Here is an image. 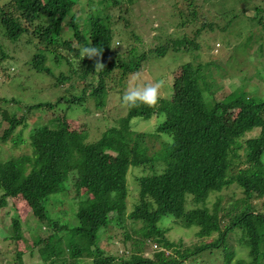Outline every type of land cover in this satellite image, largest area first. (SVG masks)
I'll return each instance as SVG.
<instances>
[{
	"label": "trees",
	"instance_id": "obj_1",
	"mask_svg": "<svg viewBox=\"0 0 264 264\" xmlns=\"http://www.w3.org/2000/svg\"><path fill=\"white\" fill-rule=\"evenodd\" d=\"M139 1H0V62L10 58V51L23 46L27 51L30 47L26 44H32L36 51L26 58V64L51 76L54 85L73 90L55 102L29 104L15 113L0 105V126L4 121L8 124L0 136L3 140L20 126L26 127L32 113L52 110L60 102L86 108L94 101L100 107L110 88L124 85L126 77L140 71L150 58L163 57L170 50L208 58L206 65L202 59L180 64L173 83H168V94L162 95L157 106L126 107L112 126L99 132L98 139L83 137L64 113L32 128V154L0 159V209L14 197L35 200L34 225L28 229L41 248L42 231L53 230L54 236L60 237L67 226L74 240L67 248L46 244L48 250L41 254L45 264H182L207 248L221 250L229 264L236 253L227 244L231 236L249 256V260L239 259V264H264V97L247 95L241 89L220 98L212 80L227 74V69L213 57L216 38L210 43L214 33L241 36L239 22L245 15L250 31L239 43L246 47L250 62L256 59L262 63L255 64L253 76L264 83V0H173L174 21L170 20V25L177 29L196 27L194 37L174 38L168 33L167 40L156 47L148 43L142 46L141 35L126 29L140 46L133 44L122 52L116 48L115 36L131 25L130 13ZM119 22L122 30L117 29ZM66 32L71 37L63 39ZM232 40L227 41V52L229 45L234 47ZM87 46L103 48L102 55L82 58L81 50ZM53 62L64 63L68 69L56 72ZM97 62L104 67L96 68ZM214 65L217 70L208 73L206 69ZM115 71L118 76L112 78ZM253 76L244 73L237 78L245 87L244 81ZM76 79L86 84L80 91L74 86ZM112 79L116 83L109 85ZM1 102L10 100L1 98ZM232 111L235 118L228 121ZM160 117L164 120L156 132H133L129 127L133 118L147 122ZM103 119L97 117L95 124ZM256 129L257 135L247 137ZM161 132L174 136V142H164ZM13 140L20 141L21 134ZM135 168L141 171L136 177L139 202L128 212V176ZM232 186L240 187L242 195L230 197L225 204L224 190ZM212 194L216 199L210 207ZM66 195L72 201L73 220H69L74 223L64 218L63 225L51 215L48 202L64 201ZM128 220L140 223L139 228H132L139 237L131 235ZM171 221L197 229L201 238L216 236L208 243L193 245L182 239L172 241L166 235ZM113 223L124 229V242L130 248L127 254L124 251L115 256L99 244L101 234ZM21 225L19 215L14 217L11 238H25ZM153 241L162 249L150 257L146 246ZM169 250L173 253L167 254Z\"/></svg>",
	"mask_w": 264,
	"mask_h": 264
},
{
	"label": "rangeland",
	"instance_id": "obj_2",
	"mask_svg": "<svg viewBox=\"0 0 264 264\" xmlns=\"http://www.w3.org/2000/svg\"><path fill=\"white\" fill-rule=\"evenodd\" d=\"M3 2V0H0ZM84 2V0H82ZM173 0H140L136 3L134 9L130 13L131 25L125 26V29L122 30V23H118L117 29L119 31V36H115L117 50L124 52V49L128 50L131 45L136 43V40L130 39L131 32H126V29L129 31H135L139 33L145 43L150 44L151 46H157L162 40H167V34H172V37L178 38V36L184 37L187 34L189 37H194L196 32V27H182L177 29L172 27L169 23L170 20L174 21L172 16L173 10ZM250 12V11H249ZM210 11L208 12V14ZM264 14V13H263ZM152 19L153 22L150 23ZM148 20V22H147ZM179 21V20H177ZM201 24V19L198 20V26ZM246 16H242L239 22V28L241 36L231 37L230 33L226 34H217L214 33L211 36V44H214V39L217 41L214 45L213 57L217 59L220 64V67L225 68L227 74L220 76L217 75L216 78L214 75H210L215 78L212 80L213 89L218 91V96H222L231 93L245 90L247 95H255L258 97H264V83H261L258 78L254 75L255 64L261 66V62L256 61V59L250 62L249 54L247 53L246 47L239 43L241 40L245 39L249 34V27ZM233 25L232 27H234ZM235 33H238L235 31ZM157 36H160L157 39ZM71 37L70 33H65L63 39H68ZM233 38L234 47L229 45V52H227L228 43L230 39ZM25 39L21 41L25 42ZM1 41V40H0ZM63 41L60 39V43ZM9 43V42H7ZM140 46L139 44H135ZM236 45V46H235ZM30 48L25 50V46L21 47L15 52L10 51V58L4 59L0 62V105L7 106L9 111L14 112L23 108V106L29 104H35L40 102H55L59 97H66L67 95L73 93V90L68 86H56L53 84V79L48 74L39 73L29 67L26 64V58L30 56V53L33 54L36 51V47L32 44ZM7 50V49H6ZM66 50L61 49V52ZM29 53V55H28ZM212 54V52H211ZM198 54H190L189 52L183 50H170L165 56L160 58H150L143 64V67L140 71L136 73L129 74L126 77V80L123 82L124 85H118V88H110V91L107 93V97L100 107L95 105L93 101L91 107H81L68 106V103L60 102L59 106L52 109L40 112L37 110L32 113L28 119V125L24 128L21 126L16 130V132L7 140L0 138V159H8L9 157H20L25 154L33 153V146L31 145V133L32 128L40 126L49 122L51 118L57 114L68 116V122L71 127L81 131L83 137L88 138L89 140L98 139L101 136L102 130L107 126H112L116 122V118L121 117L122 114L126 112V107L121 98L125 92V89L129 83L136 84H146V83H156L162 82V87L160 89L161 94H168V83L172 84L176 77V70L180 64L185 63L189 60L199 61L202 59V62L207 63L206 59L202 56H197ZM210 55V52H209ZM13 56H15L13 58ZM12 57V58H11ZM264 59V57H263ZM1 60V53H0ZM205 68H209L206 66ZM218 66L214 65L212 68L206 69L207 72L211 73V70H217ZM68 69V66L64 63L56 64L53 62V70L56 72H65ZM178 69V68H177ZM244 73L247 76H253L248 82L244 81L245 87L241 86L240 79ZM139 76L138 80H133L134 76ZM118 76L117 71L113 74L112 78ZM249 78V77H248ZM96 81V78H95ZM77 90L80 91L81 88L86 86L85 82L81 79L74 80ZM89 82V80H88ZM116 81L112 79L109 85L115 84ZM68 85V83H66ZM1 98H7L10 100L8 103H2ZM15 99L16 101H12ZM95 106V109H94ZM89 109V114L86 111ZM234 111H232L233 113ZM105 118L101 121L100 124H95L96 118ZM156 118V117H155ZM154 118V119H155ZM233 115L226 117L228 121L234 120ZM138 119V118H137ZM141 120V118H139ZM118 120V119H117ZM100 122V121H99ZM8 127L6 121L0 126V136L3 134L4 130ZM150 132V131H148ZM259 133V129L251 131L247 134V137L255 136ZM21 134V140L17 143L14 142L13 137ZM159 146V142H157ZM141 174L140 170L136 168L130 170L129 172V196H128V212L133 210L134 204L139 202V191H138V182H136L137 175ZM225 198L224 202L227 204L230 197L238 198L242 195V189L240 187L232 186L230 189L224 190ZM216 199V194H212L208 200V206L211 207L212 203ZM61 200V199H60ZM35 200L27 201L22 198V196L11 198L9 203L0 209V264H45V260L42 257V252L47 251L48 248L45 247L46 244L60 245L62 247H69L70 243L74 240L71 236L68 229L65 227L58 235L60 237L54 236L53 230L42 231L41 236L43 239L42 248L38 245H35L33 239L30 236V229L28 225H34V219L32 215V207L35 204ZM72 201L67 199L65 196L64 201L54 202L53 200L48 202V207L53 218L58 219L63 225L65 220H73L72 218ZM188 207H192L190 201H188ZM21 218V227L23 232H25L24 239L11 238L12 235V225L13 218ZM64 218L65 219L63 221ZM70 221V220H69ZM74 223L70 221L69 224ZM128 229L132 236L139 237L138 234L133 232L132 228H139L141 225L132 223L128 220ZM169 227L166 235L170 240L180 241L181 239L186 242V244L193 245L202 242L208 243L211 241L212 237H199L196 235L197 229L184 228L171 221L168 224ZM163 226V225H162ZM236 236V235H235ZM27 239V240H26ZM125 235L124 229L116 226V223H113L112 226L106 229L104 234L100 236L99 244L106 249V252L111 253L115 256L122 254L126 251L128 253L129 249L128 244L124 242ZM156 241L151 242L146 246V255L154 257V252L162 249L161 246L155 243ZM228 246L230 249L235 250L236 253L233 256L229 264H239V259L249 260L247 250L244 248V252L241 251V245L238 244L234 236H231L228 239ZM264 244V242H263ZM264 248V246H263ZM18 253H22V257L19 258ZM173 253V250L167 251V254ZM86 260L92 258L84 256ZM83 264H86L84 262ZM182 264H226V259L221 250L217 248H207L199 254L190 256L189 259L185 260Z\"/></svg>",
	"mask_w": 264,
	"mask_h": 264
},
{
	"label": "clouds",
	"instance_id": "obj_3",
	"mask_svg": "<svg viewBox=\"0 0 264 264\" xmlns=\"http://www.w3.org/2000/svg\"><path fill=\"white\" fill-rule=\"evenodd\" d=\"M103 48H98L96 46H87L81 50V57L93 58L101 56ZM104 67L103 63L97 62L96 68ZM139 76H134L133 80H138ZM162 87V82L156 83H146V84H136L129 83L125 89V92L122 96V102L125 106L130 109L139 108L141 105H145L150 108H154L158 105L159 101L163 99V96L160 92ZM164 118L160 117L158 120L153 119L150 121H142L137 118H133L129 121V127L133 132L141 131H151L156 132L159 125L163 123ZM161 139L168 143L172 144L174 142V136L167 133H160Z\"/></svg>",
	"mask_w": 264,
	"mask_h": 264
}]
</instances>
